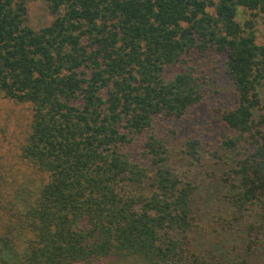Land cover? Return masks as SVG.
I'll return each instance as SVG.
<instances>
[{"label":"trees","instance_id":"trees-1","mask_svg":"<svg viewBox=\"0 0 264 264\" xmlns=\"http://www.w3.org/2000/svg\"><path fill=\"white\" fill-rule=\"evenodd\" d=\"M30 1L0 0V92L32 109L21 157L41 180L12 194L0 155V264H251L264 248V42L253 21L264 0H44L54 18L38 28ZM240 8L254 19L240 22ZM204 53L226 57L236 88L220 110L230 128L220 148L235 159L221 183L241 262L194 248L200 185L184 162L201 157L200 139L177 156L152 133L156 117L204 102L188 64Z\"/></svg>","mask_w":264,"mask_h":264},{"label":"rangeland","instance_id":"rangeland-1","mask_svg":"<svg viewBox=\"0 0 264 264\" xmlns=\"http://www.w3.org/2000/svg\"><path fill=\"white\" fill-rule=\"evenodd\" d=\"M54 16L44 0H32L28 3V23L35 28L49 25ZM253 20L251 13L240 8L238 20L244 23ZM255 22L257 42H264V12L253 20ZM226 57L217 53L192 54L189 65L195 66L197 75L205 82L207 94L203 103L190 109L181 119H168L158 116L153 132L162 136L171 144V150L177 156L183 154L184 140L199 138L202 148L199 159L186 160L185 166L192 169L193 179L199 183L197 195V226L199 231L193 235L194 248L206 258L227 257L228 262H241L236 257L235 248L239 238L226 231L225 219L232 215V204L225 196V183H221L235 164L230 157L226 162L225 150L220 148L221 140L230 134V128L223 123L220 110L235 105L236 88L225 71ZM182 65L166 69L165 76L170 78L182 69ZM32 109L29 104H18L8 100L0 92V155L2 163L9 168L12 194L21 187L36 189L40 176L34 174L29 164L21 157V146L29 133ZM26 186V187H27ZM231 251L233 252L232 254ZM261 251V252H260ZM264 248L257 250L258 256L249 260L251 264H264ZM260 253H263L262 255ZM237 262V263H238ZM111 264H137L134 258L119 259Z\"/></svg>","mask_w":264,"mask_h":264}]
</instances>
